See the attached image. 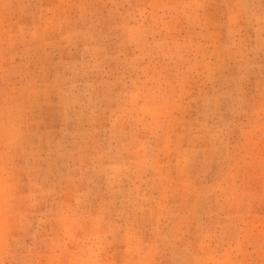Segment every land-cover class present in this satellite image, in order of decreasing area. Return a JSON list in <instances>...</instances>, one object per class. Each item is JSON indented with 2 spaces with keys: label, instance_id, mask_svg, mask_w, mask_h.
Returning a JSON list of instances; mask_svg holds the SVG:
<instances>
[{
  "label": "rangeland",
  "instance_id": "rangeland-1",
  "mask_svg": "<svg viewBox=\"0 0 264 264\" xmlns=\"http://www.w3.org/2000/svg\"><path fill=\"white\" fill-rule=\"evenodd\" d=\"M0 264H264V0H0Z\"/></svg>",
  "mask_w": 264,
  "mask_h": 264
}]
</instances>
